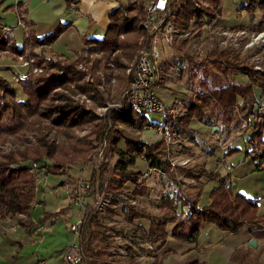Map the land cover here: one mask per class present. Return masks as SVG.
Listing matches in <instances>:
<instances>
[{
	"label": "trees",
	"instance_id": "obj_1",
	"mask_svg": "<svg viewBox=\"0 0 264 264\" xmlns=\"http://www.w3.org/2000/svg\"><path fill=\"white\" fill-rule=\"evenodd\" d=\"M145 1H121L120 5L109 14L110 25L103 38L99 40L85 39L87 44H93L89 50L96 48L107 55L111 51L121 49L124 56L133 59L139 52L140 38L144 34ZM183 2L184 5L180 10L174 12L175 25L183 31L204 20L206 22L214 21L223 12L222 0H206L207 6L203 5L200 0H183ZM18 6L20 7L21 3ZM241 9L254 21L260 12H264V0H245ZM2 10V12L15 11V7L8 5ZM18 11L19 13L26 12V10L20 9ZM21 16L22 14H20L21 21L25 22L30 32L26 34L24 31L23 38L28 37L27 43L30 42V44H27V47L19 48L14 40L9 42L6 39V28L13 29L17 24L6 27L0 25V52L13 51L18 55L25 54L29 48L37 59L36 64L43 68V72L40 74L31 73L27 79H21L17 83L13 81V78L9 80L8 77L0 75V142L8 141L9 137L20 139L30 132L37 131L39 133L45 129V123L50 122L49 126H56L62 129L61 131H65L66 135H70L72 144L67 147L72 150L63 152V149H58L59 146L50 143L46 137L39 136L38 146L32 150L0 154L1 220L31 217L34 207L37 206L35 204L38 202L37 183L39 178L33 169L34 161L44 168L47 174L69 177L66 163L78 158H88L90 152L97 147L98 142H101L102 135L101 126L97 123V117L93 111L83 105L76 104L68 94L57 90L59 87L70 89L74 84L80 90L93 89L99 95L94 82L91 84L82 83L86 75L78 68V59L75 60L74 57L68 56L61 60L59 56L49 55L47 54L48 50L43 49L56 40L64 27L61 25L54 33L40 39L35 35L34 25ZM254 29L255 31L264 30V16L261 22L254 26ZM201 34L202 32H199L198 36ZM30 36L31 38H29ZM38 47L42 49L40 52H35ZM211 56L224 63L223 73L229 80V84L218 89H210L206 80L207 69L204 63H195L190 60L192 69L196 74L202 76L197 86L198 98L186 105V113L176 122L181 123L183 127H188L193 119L202 121L208 108L213 113L216 110L221 112L223 117L226 116L229 120V115L236 108L238 114L248 122L251 128H260L249 141L254 147H258V150L260 147L263 148L262 157L264 159V139L262 138L264 120L261 122L256 119L260 114L256 107L253 87L251 84L232 79L231 76L246 75L252 84L259 85L264 84V70L259 71L254 68V65H249L246 62L241 63V56L238 52L213 50ZM101 62L104 60L97 61L91 66L92 73H95ZM117 64L121 68L125 65L119 56ZM27 72L30 73L29 70ZM95 79L100 80L99 77ZM17 87L20 88V91ZM206 89L208 91H205ZM72 91L74 90L70 92ZM261 116L264 117V113ZM113 117L116 121L137 125L140 129L147 121L146 115L139 118L130 110L114 111ZM252 117L255 120L253 124H251ZM165 119L167 121L168 118ZM87 126H92L95 140L76 139L72 134L74 129H86ZM166 148L164 139L147 142L141 138L140 134L131 133L126 129H114L110 137L109 153L115 158V162L110 166L104 152V163L102 164V171L106 173V177L104 187L101 186V192L105 194L106 199L109 196L112 203H115L129 193L134 196H148L145 171L143 172L142 169L148 165L151 168L170 171L172 164L164 159ZM236 149L238 148L229 149L227 153L231 154ZM139 160H143V163L141 164ZM182 171L192 179L200 180L207 176L212 180H218L219 184L211 189L210 202L203 206L199 205L200 195L196 199L185 198L180 193L166 196L162 203L163 215L151 217L147 230L141 228L151 245L160 242L164 245L167 242L170 223L174 224L171 236L179 242L195 241L201 230L209 225H215L220 230L229 233H236L244 227H249L252 239L256 241L264 239V214H259L258 199L248 198L241 193H233L230 190V185H227V181L219 172L209 171L205 167L199 170L183 169ZM94 180L95 176L92 174L87 180V188L93 187ZM131 188L134 189L131 191ZM95 192L94 188L93 193ZM179 204L181 207H186L184 212L180 211ZM125 205L127 207L125 216L130 222L150 217L145 211L132 204ZM92 213H90L92 214L91 220L96 222V211H92ZM87 250L91 251L92 249L88 247ZM129 259V264H135L132 253H130ZM232 259L237 264H242L237 249L234 251ZM92 264L101 263L94 260ZM189 264H204V262L194 261Z\"/></svg>",
	"mask_w": 264,
	"mask_h": 264
},
{
	"label": "rangeland",
	"instance_id": "obj_2",
	"mask_svg": "<svg viewBox=\"0 0 264 264\" xmlns=\"http://www.w3.org/2000/svg\"><path fill=\"white\" fill-rule=\"evenodd\" d=\"M128 1L129 0H125L124 2ZM200 2L203 5H208V2H206V0H200ZM244 3L245 0H222L223 12L221 16L211 22H206L204 20L199 24H195L194 27L192 26V28L186 30L188 31V34L185 33L184 36L179 37L177 40L180 50H183L191 57L199 56L200 58H204V61H202V63H204L206 69H209L212 79L210 82H213L214 86H223L226 83V80L222 75L224 63L221 61L219 62L214 56H211V52L213 50H228L238 52L241 56V63L246 62L249 65L256 66L257 61H260L261 68L255 69L259 71L264 70V44L251 46L248 49H246L245 47L247 39H250L251 35L254 32L264 31H255L254 29V26H257L261 22L264 16V12H260L257 15L256 19L252 21L248 17L247 13L241 9V6ZM183 5V0H176L174 12L180 10ZM7 12L8 11H4L2 14H6ZM10 18L11 17L9 15L8 20ZM202 23H212L215 27L218 28L219 26H222L223 28L231 27L233 28V30H244L246 31V33L238 38L237 42L241 44L239 47H233L232 45H230V43H233V41H228L229 46L225 47L226 45L223 43V33H220V30L217 29L208 30L204 27V25L197 28V25H201ZM15 28L18 29V31L15 32L13 28V31L10 32V34H6V39L9 40V42L11 40L16 41L15 34L17 36L19 35V43L17 41L16 42L18 43L17 45H22L21 36H24L25 32L22 33L23 28H21L20 25ZM199 32H202L200 36H198ZM29 33V31L26 32V34ZM29 38H31V36ZM143 38L144 35L141 36L140 43L143 42ZM24 40L25 42L23 44L27 47L30 44V42L27 43L28 37ZM183 41H185V43H183ZM27 51L30 52V49L28 48ZM35 52L40 51L39 49H37L35 50ZM138 54L139 52L134 56L133 59H128V57L122 54L121 49L111 51L109 54L104 55L102 52L98 51L95 48L88 51L83 50L81 52H77L75 56L73 55L75 60L78 59V68L86 75L82 83L91 84L92 82H94L99 95L97 94V91L93 89L83 91L78 89L74 84H72L70 88L71 90H74L72 92H70V89H63L62 87H59L57 90L68 94L76 104L83 105L87 109L93 111V113L97 117V123L101 126V142H98L97 147L90 152L88 158H78L75 161L66 163V171L68 172L69 177L66 175L47 174L46 171V173H41V175L39 176L40 179H38L37 183V200L38 202H40L39 199H41V203L37 202L36 204H42V206L44 205L48 213L51 211L61 210L62 208H70L67 215L69 218V223H74L82 217V209L71 204L65 185H67L69 189L74 187L79 179L82 178L83 174L81 173V170L86 167L85 178H89L92 174H94L95 180L93 186H97L99 190H101V186L104 187L106 173L102 171V164L104 163V160H102L101 162L99 151L107 142L105 155L107 157L109 165L112 166L115 162V158L110 155L109 149L110 137L114 129H126L131 133L140 134L142 139L148 138L147 140L152 139L153 135H155L152 130H146L143 134L138 133V129L139 131H142L143 129H140L138 127V129L133 128L131 124L130 126L123 121H116L113 117L114 111L126 110L111 108L112 104H116L117 102L119 103L122 101L123 93L132 81V74L128 73V69L135 65ZM118 56L120 57V60L125 64L122 68L117 64ZM63 58L65 57H60L61 60H63ZM102 59L104 60V62H101L98 68L95 70V73H92L91 66H93L95 62ZM36 62L37 59H35V64ZM40 68L42 69L40 73H42L43 68ZM19 70L27 72L28 69L20 65L15 52H0V75L8 77L10 80L14 75H16V72H18ZM6 71L8 73H6ZM29 71L30 73L28 72V74H35L32 72V70L29 69ZM183 71V75L185 76L187 70L184 69ZM96 77H99L100 80L98 81V79H95ZM240 79L245 80L247 79V76L240 75ZM13 81L17 83L16 80L13 79ZM167 84L170 88L169 90L174 95L179 94L177 98H182L185 96V94L183 93H188V84L185 87L178 86L176 83L172 82L171 79ZM259 85H261L264 89V84ZM17 88L20 91V88ZM163 90H165V88L163 87L158 90L161 96H163ZM177 91H180L181 94ZM165 102H167V100ZM234 110L236 111L237 109L234 108ZM237 112L238 110L236 111V113ZM146 118L148 123H153L156 125L163 124L165 121V115L156 112H148L146 114ZM253 123H255L254 119L252 120L251 124ZM49 125H51V123L46 122L45 129H42V131H40L39 133L37 131L30 132L20 139L9 137L8 141L0 142V154H6L9 152H16L26 149L32 150L36 146H38L39 136L46 137L50 143H54L56 146H59L58 149H63V152L72 150L71 148H69L72 144V140L69 137L70 135H66L64 133L65 131H61L62 129H59L56 126L51 127ZM91 127L92 126H87L86 129L76 128L74 129L72 134H74V137L76 139L88 138L94 141L95 136L93 135L94 133L92 132ZM259 130V127L257 129H253L252 131L248 129L246 132L247 135L245 134V137H248L250 135L254 136L255 133ZM234 135L238 136L235 133ZM195 136L197 139V135ZM262 138L264 139V124L262 128ZM180 140L181 139L178 138L175 141V144H173L174 142H172L171 146L173 145V148L176 149V144H178L182 145L183 149H177L174 154L175 156L172 157V159L166 157L172 164H174L175 167H173L174 171L171 172L174 174V176L169 177L168 175L169 180H167L168 183L165 180V185H167L165 187H170V190L167 189L168 192L174 191L176 186H179V183L181 182L182 185H186L185 190H187V192L193 193V190L195 189L192 188L191 185L200 186V182L196 184L190 181L185 176V172H183L182 170H199L200 168H203L205 165L203 161L205 154L203 153L204 151L201 150L202 148L200 144L197 147L196 145L186 147L190 149V152L185 151V146H183L184 143L180 144ZM223 143H225V141H223ZM248 143L244 140V138L239 139L236 144L238 149H236L231 154H228L226 157L224 156L222 150L217 148L215 158L221 157L222 159L226 160V162H222L223 160L220 161L223 166L220 170L222 172L221 175L227 181V185H230V190L235 194L241 193L246 195V197L248 198L258 199L260 205L259 214L263 215L264 168L258 167L260 162L264 160L262 157L263 148L260 147L258 150V147H254L251 142ZM68 145L69 147H67ZM172 150L173 149H171V151ZM165 153L167 154L166 150ZM185 156L187 158L189 157V160H185ZM184 161L188 162L186 163ZM158 177L159 176H155L149 180L150 182L152 181V184H154L155 186L154 193H160V183L158 184ZM205 180L209 181L206 184L204 182L205 187L204 193H202L203 199L200 203L201 206L206 205L205 199L209 191L214 186L219 184L218 180H212L207 176ZM162 181L164 180L162 179ZM97 187H95V189ZM102 196V199L105 200V194H103ZM145 200L147 199H140L139 197H136L129 193V195L126 194L124 197L118 199L115 203H112L110 197L108 196L106 199L104 210L97 211L95 213L97 217L96 222L95 220H91V215L93 214L91 212L92 214L89 215L78 241L80 246L85 251L87 264H92V261L94 260H98V262H100L101 264H129L130 253H132L133 255V262L135 264H165L159 254V250H161L162 247H158L159 244H157L156 246L151 245L147 241V237L141 229L144 228L147 230L150 226V221L148 219H144L141 221L137 220L134 222H130L125 216L127 210L125 204L127 203L132 204L136 208H144V210L150 215V219L151 216L162 214L163 210L157 208L158 203L156 208L155 206L150 208L144 207ZM152 200H156V198H152ZM61 223H63V221L60 218L58 225H60ZM64 230L65 232L63 231V235L67 238L70 237L72 239L73 235L70 234L68 230H66V228ZM248 235L249 234L247 227L242 228L236 233H229L220 230L215 225H209L201 230L197 242L187 241L179 243L174 239L175 242L173 244H181V250H179V255H172L171 260L175 261L176 264H189L196 259H199L198 261L200 262H204V264H237L232 259V255L237 249V254L240 256L242 264H264V239L257 240V242L259 243L256 247H253L250 245V240L247 241ZM88 247L92 250H87ZM172 263L173 262H171V264Z\"/></svg>",
	"mask_w": 264,
	"mask_h": 264
},
{
	"label": "crops",
	"instance_id": "obj_3",
	"mask_svg": "<svg viewBox=\"0 0 264 264\" xmlns=\"http://www.w3.org/2000/svg\"><path fill=\"white\" fill-rule=\"evenodd\" d=\"M121 1L125 0H0V25L6 27L15 26L17 24V27L19 26L18 22L21 20L20 14H22L21 17L26 18L30 23H32V25H34L35 35L40 39L54 33L58 29V27L62 25L64 28L62 29L60 35L53 43L46 45L43 49L48 50L47 54L49 55H56L59 57H73V55L75 56L77 52H81L83 50L88 51L89 48L92 47L93 44H87L85 42V39L99 40L103 38L110 25L109 14L113 9L120 5ZM19 3H21L20 7L18 6ZM8 5L14 6L15 11H8L6 14H2V9H4V7ZM18 9L26 10V12L19 13ZM9 15L11 17L9 20L11 21L8 20ZM20 27L22 28L21 25ZM14 31L17 32L18 29L14 27ZM22 33H24V29ZM18 36L15 34L16 41L19 43ZM21 37L22 45H18L19 48L25 46L23 44L25 42L23 35ZM37 49H39L40 51L42 48L38 47L35 50ZM184 69L187 70L185 76L183 75ZM6 73L8 72L6 71ZM222 75L223 77H225L226 83L223 86H214L213 82H210L212 79L209 69H207V77H205L210 89H218L229 84V80L223 72ZM240 75L231 76L232 79L234 78L237 81L252 85L254 90V97L256 99V107H262V109L264 110V89L262 88V86L252 84L249 81L248 77V80H241ZM201 77L202 76L200 74L195 73V71L192 69V64L189 61L180 60L178 62L177 68L170 67L166 70L164 83L162 84V87L165 88V90H163V96H160L162 97L164 102L166 100L167 102H169H165V104L168 105L171 104L179 96V94L174 95L169 90L170 88L168 87L167 83L171 79V81L176 83L178 86L185 87L188 84V93L183 94H185V97H189L192 95V93L198 92L197 86L198 81ZM205 91L208 90L206 89ZM177 92L180 93V91ZM186 105L180 117H182L186 113ZM236 111L233 110L229 115V120H227V117H223L221 112L216 110L213 113L208 108L206 110V116L202 121L193 119L189 123L188 127H183L181 123L176 122L172 126L173 130L176 132V137L174 138L173 144H175V141L178 138L183 140H180V144L184 143L183 146H185V151L190 150L186 147L194 145H196L197 147L200 144L202 148L201 150H203V153L205 154L203 159L205 164L204 167L209 171H215L221 174L222 172L220 169L223 166L220 161L223 160L222 162H226V160L222 159L221 157L215 158L217 148L222 150L224 156L226 157L228 155L227 152L229 149L238 148L236 144L239 139L244 138L247 143L250 142L249 139L252 136L250 135L248 137H245V134L247 135L246 132L248 129H250L251 131L254 129L251 128L248 125V122L242 119V117L238 114V112L236 113ZM253 119L254 117L251 118V121ZM234 133L238 136H235ZM195 135H197V139ZM147 139L144 140H150L149 142H157L162 140V138L156 134L153 135L152 139ZM223 141H225V143H223ZM176 147L177 148L175 149L172 145L171 147H169L170 149H166L167 154L165 153L164 155L165 160L170 162L169 159H172V157L175 156V151L177 149H183L182 145L176 144ZM171 149L173 150L171 151ZM166 157H168L169 159ZM184 159L189 160V157L187 158L185 156ZM139 161L141 164L143 163V160ZM260 163L262 164L259 168H264V160ZM173 167L175 166L172 165V169L168 172L163 171L160 168H158L159 170L154 169L148 175H146V171L151 167L146 165L142 169L143 172L145 171V183L148 187L149 194L148 196L136 197H139L140 199H147L145 200L147 202L144 201V207L150 208L155 206L156 208L158 203L157 208L163 210L162 203L164 198L168 195L177 193H180L185 198L191 199H196L200 195V205L203 199L202 193H204L205 184L209 180H205L206 176L202 177L200 180H196L185 175L190 181L196 184L200 182V186L191 185V187L195 190H193V193H189L187 192V190H185L186 185H182V183L180 182L179 186H176L174 191L168 192V190H170V187H165L167 186L165 185V180L166 182L167 180H169L168 175L169 177L174 176V174L171 173L172 171H174ZM155 176H159L158 184L160 183V193H154L155 186L154 184H152V181H149ZM162 179L164 181H162ZM133 189L134 188H131L130 190L132 191ZM209 193L205 199L206 205L210 202ZM152 198H156V200H152ZM39 201L41 202V199H39ZM179 205L180 211L184 212L186 207L184 208L183 206L181 207V204ZM69 210L70 208H62L61 210L51 211L48 213L44 205L42 206L41 204L34 207L32 215L28 219H0V264H67L64 258V251L67 246L73 241V238H67L63 235V233L65 232V228L70 234H72L69 229L71 222L69 223V218L67 216ZM141 210L145 211L144 208H142ZM163 213L164 211L162 212V214L156 215L162 216ZM183 214L185 215V213ZM148 216L150 215L148 214ZM58 218H61V220L63 221V223H61L60 225H58ZM144 219H148L149 221L151 220L150 218H143L139 221ZM173 226V223H170V225L168 226L169 237L167 242L164 245H162L161 242L158 243V247H162L161 250H159V254L165 264H171V262H173L172 264H176L175 261L171 260L172 255H179V250H181V244H173L175 242L173 237L171 236ZM247 229L249 234L247 241H249L252 237L249 233V227H247ZM198 239L199 235L193 242H197ZM258 243L259 242H257V244ZM198 260L199 259L193 260V262Z\"/></svg>",
	"mask_w": 264,
	"mask_h": 264
},
{
	"label": "built area",
	"instance_id": "obj_4",
	"mask_svg": "<svg viewBox=\"0 0 264 264\" xmlns=\"http://www.w3.org/2000/svg\"><path fill=\"white\" fill-rule=\"evenodd\" d=\"M176 0H147L145 3V29L144 40L141 43V48L136 59V63L133 67L128 69V73L132 74V81L125 89L121 102L112 104V109L118 110H130L137 114L139 118L146 115L148 112H156L164 114L165 120L163 124H153L145 121L143 130L139 131L136 125H132L133 128L138 129V133H144L146 130H152L154 134L160 136L167 143V149L171 146L176 132L173 130V124L180 118L184 111V107L187 103L198 98L197 93H192L189 97L176 98L171 104H165L158 90L164 83L166 70L170 67L177 68L180 60L194 61L195 63H202L204 58L199 56L191 57L183 50L179 49L177 40L179 37L188 34V31L183 32L180 28H177L174 22V8ZM25 32L28 31L24 21H19ZM208 30H220L223 33V43L228 47V41L233 47H239L238 38L244 35L246 31L233 30L231 27L223 28L222 26L215 27L212 23H202ZM198 28V25H197ZM7 33L13 31L12 28H6ZM226 35V36H225ZM7 37V36H6ZM247 38V37H244ZM264 44V31L254 32L250 39H247L245 43L246 49L255 45ZM193 55V54H191ZM22 67H26L28 70H32L37 74L42 69L35 64L36 57L29 51L25 54L16 55ZM254 68H261L260 61H257ZM29 76L26 71H18L13 79L17 82L21 79H27ZM259 116L256 118L258 121H263L264 117L261 116L264 113L262 107L258 108ZM107 147V142L99 151V157L101 162L103 160L104 152ZM101 164V163H100ZM99 164V166H100ZM174 165V164H172ZM88 168V167H87ZM33 169L40 179L41 173L45 172L44 168L36 162L33 163ZM158 168H148L146 175ZM159 170V169H158ZM82 178L79 179L77 184L71 189L65 185L66 191L71 204L78 206L82 209V217L76 222L71 223L69 226L70 231L73 234V241L67 246L64 251V258L67 264H85L86 254L83 248L79 244V237L81 236L83 227L87 221L88 215L92 211H103L106 204V199L103 198V192L96 188L94 192V186L87 188L88 177L85 178L86 167L81 170ZM63 183V182H62ZM37 206L39 204H36ZM117 254V253H116Z\"/></svg>",
	"mask_w": 264,
	"mask_h": 264
},
{
	"label": "water",
	"instance_id": "obj_5",
	"mask_svg": "<svg viewBox=\"0 0 264 264\" xmlns=\"http://www.w3.org/2000/svg\"><path fill=\"white\" fill-rule=\"evenodd\" d=\"M250 245L253 247L257 246V241L255 239H250Z\"/></svg>",
	"mask_w": 264,
	"mask_h": 264
}]
</instances>
